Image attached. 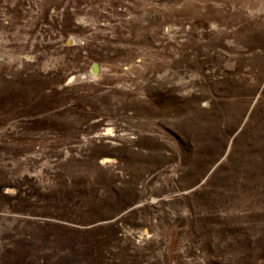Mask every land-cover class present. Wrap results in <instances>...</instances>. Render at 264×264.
I'll return each instance as SVG.
<instances>
[{"label": "rangeland", "instance_id": "rangeland-1", "mask_svg": "<svg viewBox=\"0 0 264 264\" xmlns=\"http://www.w3.org/2000/svg\"><path fill=\"white\" fill-rule=\"evenodd\" d=\"M0 264H264V0H0Z\"/></svg>", "mask_w": 264, "mask_h": 264}, {"label": "built area", "instance_id": "built-area-1", "mask_svg": "<svg viewBox=\"0 0 264 264\" xmlns=\"http://www.w3.org/2000/svg\"><path fill=\"white\" fill-rule=\"evenodd\" d=\"M69 41L72 42L73 41V37H68L67 40H66V43L69 45ZM24 57H29V54L27 52H25L24 54ZM90 72L92 73V76L95 77L96 75L99 74L100 72V65L97 63V62H94L92 64V66L89 68Z\"/></svg>", "mask_w": 264, "mask_h": 264}, {"label": "bare ground", "instance_id": "bare-ground-1", "mask_svg": "<svg viewBox=\"0 0 264 264\" xmlns=\"http://www.w3.org/2000/svg\"><path fill=\"white\" fill-rule=\"evenodd\" d=\"M76 38V37H75ZM91 77H93L92 75H91ZM81 78H83V75H78V76H76L75 77V80H79V79H81ZM94 80V79H93Z\"/></svg>", "mask_w": 264, "mask_h": 264}]
</instances>
